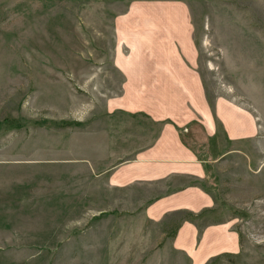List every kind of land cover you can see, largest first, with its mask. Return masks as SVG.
Listing matches in <instances>:
<instances>
[{
    "label": "rangeland",
    "instance_id": "rangeland-1",
    "mask_svg": "<svg viewBox=\"0 0 264 264\" xmlns=\"http://www.w3.org/2000/svg\"><path fill=\"white\" fill-rule=\"evenodd\" d=\"M159 2L192 25L210 108L218 97L247 108L259 135L224 146L189 138L201 159L206 151L216 160L229 154L215 164V205L201 217L174 212L153 221L145 204L122 202L136 194L121 196L87 161L73 159L88 155L78 132L102 131L106 103L120 94L115 52L154 50ZM134 6L125 23L141 28L137 36L125 31L135 42L128 48L119 45L115 19ZM174 126L184 143L187 133ZM263 137L264 0H0V264H195L175 247L183 218L197 228L196 253H204L198 225H228L215 244L237 235L233 252L202 264H264Z\"/></svg>",
    "mask_w": 264,
    "mask_h": 264
},
{
    "label": "crops",
    "instance_id": "crops-1",
    "mask_svg": "<svg viewBox=\"0 0 264 264\" xmlns=\"http://www.w3.org/2000/svg\"><path fill=\"white\" fill-rule=\"evenodd\" d=\"M170 4L158 3V12L162 9L163 14H157V21L152 22L158 23L152 52H115L114 70L121 77L120 94L106 103L102 131L89 128L78 132V140L82 148L87 146L88 155L81 153L80 158L73 159L87 161L121 196L136 194L137 199L122 202L145 204L143 215L153 221L174 212L197 214L215 205L209 189L217 174L215 164L222 163L229 154L223 153L216 160L211 159L214 153L206 151L209 157L201 159L199 152L187 144L189 138L199 137L205 145L222 139L224 146L253 141L259 135L258 120L247 108L218 97L212 111L197 70L192 25L185 23ZM137 10L134 6L127 15L115 19L119 45L134 46L135 42L127 41L124 33L137 36L141 24L125 23ZM181 27L183 32L179 31ZM176 31L184 34L177 36ZM119 122L121 131L117 129ZM174 125L187 133L184 143ZM262 147L264 152V137ZM227 226H207L201 237L200 251L204 253H196L193 245L197 228L184 222L175 247L192 255L195 264H202L206 256L218 252H233L235 232L226 233L225 245L214 243Z\"/></svg>",
    "mask_w": 264,
    "mask_h": 264
},
{
    "label": "trees",
    "instance_id": "trees-1",
    "mask_svg": "<svg viewBox=\"0 0 264 264\" xmlns=\"http://www.w3.org/2000/svg\"><path fill=\"white\" fill-rule=\"evenodd\" d=\"M209 103H210V105H211V109L213 110V109H214V104H213V102H212L211 100H209ZM217 124H218V126L220 127V123L218 122V120H217ZM188 214H189V213H188ZM203 214H204V213H199V214L190 213V215H191L192 217H201V216H203ZM189 219H191V218H183V219L180 220L179 224L177 225L176 229H175L174 232H173V237L176 236L177 230H178V228L181 226V224H182L184 221H188ZM198 227L200 228L199 235H201V233H202L204 227L202 228V226H199V225H198ZM222 257H223V256H216V257H214V260L221 259ZM209 264H210V262H209Z\"/></svg>",
    "mask_w": 264,
    "mask_h": 264
}]
</instances>
